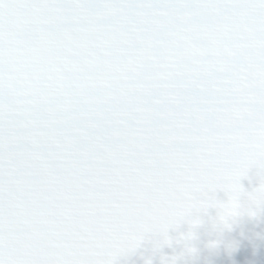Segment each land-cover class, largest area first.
I'll list each match as a JSON object with an SVG mask.
<instances>
[{
  "label": "snow or ice",
  "instance_id": "1",
  "mask_svg": "<svg viewBox=\"0 0 264 264\" xmlns=\"http://www.w3.org/2000/svg\"><path fill=\"white\" fill-rule=\"evenodd\" d=\"M210 208L264 213V0H0V264L195 254Z\"/></svg>",
  "mask_w": 264,
  "mask_h": 264
}]
</instances>
